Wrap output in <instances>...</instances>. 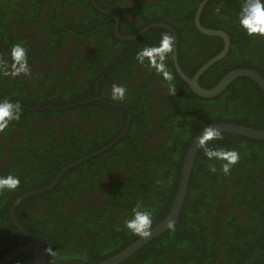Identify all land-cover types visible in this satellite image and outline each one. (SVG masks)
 <instances>
[{
  "label": "trees",
  "instance_id": "trees-1",
  "mask_svg": "<svg viewBox=\"0 0 264 264\" xmlns=\"http://www.w3.org/2000/svg\"><path fill=\"white\" fill-rule=\"evenodd\" d=\"M56 1L61 2H57L59 5L68 2V0ZM77 1L83 11V20L76 25L78 18L73 15L66 20L59 18L57 22L55 21L56 25L53 26L50 20H44V16L47 14L45 5L47 4L53 10L54 0H0V45L2 47L0 48V102L22 104L24 113L32 118L33 116H49L58 112L60 107L87 99L82 96L74 99L79 95V92L75 91L78 85L70 86L67 83L70 76L69 71L60 72L54 78L55 59H53L54 65L49 72L42 75L39 85L35 83L28 85L34 87V91L28 89L29 92L26 86H21L25 81V76L21 71H17V75L12 81L6 79L5 59L8 58L6 55L12 47L16 49L14 54L18 57L16 59L19 62L23 61L24 55L33 53L30 49H24V53L20 49L18 50L15 45L21 43L22 40L10 39L7 35V27L4 25L9 22V18L13 17V11L16 12V15L22 16L23 23L31 17L43 19L42 25H46L48 33L54 38H57L60 32L67 35L69 31H73L77 36L90 38L88 30L82 27L95 24L94 31L103 30V32L99 30L101 33L100 42L104 38H108L111 43L116 41L115 44L122 47L123 50L120 49L116 52L119 54L117 58L105 55L104 64L96 63V60L91 58L84 59L81 62L84 71L82 76L84 84H93V86L102 84L101 77L105 73L110 76V69L113 72L125 71L128 77H131L133 72L130 64L133 62V65L136 66L137 60L127 57L126 50L138 59L142 55L139 54L140 52H146V49H149L147 43H150L151 48L156 50L153 52L154 56H147L148 61L154 65L153 72L157 76L163 75V69L166 67L173 77L177 76L171 57L172 37L168 30L154 27L135 40L121 41L114 37L112 31L114 21L109 22L108 16L94 7L91 0ZM96 1L102 8L116 11L119 17L122 16L118 9L125 10L126 8L123 4L125 0ZM198 2L199 0H155L154 4L148 5L139 0L135 5H132L133 0H131L129 1L131 5L129 12L139 16V19L132 25L125 24L122 31L126 35H131L150 22L171 24L178 34L179 64L188 73L181 56L189 54L190 49L194 48L190 47V44L194 43V39L192 38L193 32H190L189 29L196 30L194 12ZM244 3L245 0L209 1V4H213L215 22H218L219 27L230 36L228 53L212 66L217 67L215 72L219 75L237 67L253 68L264 75V36L250 35L240 26L239 15ZM209 10L210 7L207 5L203 15ZM61 17L64 18L62 13ZM70 19L73 20L71 25L74 24L76 27L68 26ZM121 20L124 21L122 18ZM201 23L207 25L202 21V17ZM196 35L201 39L208 37L213 40L208 48L201 52L200 57L194 61V67L190 71L198 68L215 55L223 44L221 38L204 36L198 31H196ZM27 39H29L28 36L25 37V40ZM195 47H197L196 43ZM99 49L97 45L94 49L96 55L103 53V50ZM42 51L47 55L46 60L51 61L53 56L45 46ZM73 59L76 62L77 56H74ZM68 60L70 61V58ZM74 61L70 62L71 66L74 65ZM70 63H67V66ZM59 78L63 82L62 88L54 82V79L58 80ZM146 78L145 86L140 85L141 87L138 89L139 97L144 94L152 96L148 90L152 80L148 76ZM176 82L177 79L175 84ZM243 82H249L247 83L249 92L244 91L247 86L241 87ZM49 83H51L49 93L47 92L48 95L44 97L42 94L44 95ZM121 87L126 89L125 96L122 100H117L124 101L131 106L133 116L131 127L126 136L110 150L70 169L54 189L33 197V199L49 204L50 208L61 210L63 206L61 198L64 197L73 202L72 196L80 193L79 185L89 182L88 168L94 163L103 169L117 168L121 161L127 163L128 171L132 172L133 177L127 180L128 184L125 186L115 184V189L109 194L111 202L105 201L101 209L90 211L81 208L79 212H75L72 219L64 220L62 223H59V220L50 214L48 218L46 217L36 225L35 230L39 229L42 232L40 234L42 239L57 236V239L60 240L58 249L63 251V255L74 254V258L81 259L86 264H95L109 257L141 236L127 226V222L132 218L135 210L149 214L150 224L146 231L166 217L173 203V195L179 186L186 150L193 138L206 125L226 121L264 129V115H262L264 114V91L249 78H238L223 93L207 99L195 97L187 88L185 92L181 89L178 90L176 85L177 89L171 90L172 96L164 95V100L170 99L168 104L171 107V112L168 115L159 116L158 122V132L164 128L167 129L170 123L173 125V131L156 151L159 161L155 162V155L146 147L141 146L145 135L139 133L150 124L149 121H147L148 124H144L147 120V109L143 105L141 113L144 118L141 119L142 122L135 121L134 118H137V109L140 106L134 105L139 101H134L130 87H126L124 83L121 84ZM187 95L194 97L196 102H199L196 110H192ZM205 102L215 108L207 110V114H202L201 106L206 104ZM89 106H93L94 109L98 107L104 109L100 101H92L80 107L81 111L88 110ZM114 110L122 112L120 118L126 119L123 109L115 108ZM47 122L49 124H43L42 127H39L40 130H36L35 127L31 129L26 124H13L14 127H25V134L32 135L31 147L26 150H32V154L35 153L39 156L35 168L23 163L25 166L18 164L19 166L12 167L10 170L11 177H18L19 181L25 184L26 191L50 184L59 170L79 160L84 154H89L92 150L85 144L84 152H79L81 148L75 143L80 141L81 132L72 126L67 127V130L65 128V135L60 139L61 131L57 130V125L54 122ZM124 122L122 121V125H119L118 129L124 127ZM117 132L118 130L109 135L102 145L115 137ZM44 134L47 143L37 149L36 141L40 139L39 135L43 136ZM66 134L71 136H66ZM125 146L128 147L127 150H123ZM71 149L73 150L71 151ZM111 152L116 154H110ZM234 153L238 155V160L232 163L230 158ZM132 159L135 160L134 163H131ZM139 165L142 168L141 171L136 169V166ZM225 166L228 168L227 172L224 170ZM235 168H238V177L230 186V190L226 191L227 181ZM21 171L26 172L25 176ZM142 185L150 191L148 196L141 195ZM223 196L232 203L231 205L239 203L245 207L246 211H242L245 216L243 217V214L238 216L233 212L225 219V213L218 207L219 201L224 200ZM2 213L6 216L4 221L11 224L8 212ZM213 216L216 217L213 218ZM218 216L220 220H217ZM122 217L125 220H122ZM108 235L109 238H106ZM76 239H79L78 249L73 246V241ZM88 250H93L94 254V256L92 255L94 258L89 262L86 261ZM241 262L243 264H264V140L250 139L226 132L216 133L208 137L199 149L178 222L120 264H242Z\"/></svg>",
  "mask_w": 264,
  "mask_h": 264
},
{
  "label": "flooded vegetation",
  "instance_id": "flooded-vegetation-1",
  "mask_svg": "<svg viewBox=\"0 0 264 264\" xmlns=\"http://www.w3.org/2000/svg\"><path fill=\"white\" fill-rule=\"evenodd\" d=\"M129 1L131 0H125L123 2L124 6L126 7L125 10L118 9V11L122 16L119 17L116 11H111L104 7L102 8L99 6V3L96 0H91V3L94 5V7H96L102 13L108 16L109 22L114 21L112 31L114 33L115 38L121 41L135 40V39H120L119 36L125 38L131 37L152 23H164V22H150L145 26L140 27V29L134 34L126 35L122 31L123 26H125V24L132 25L137 19H139V16L133 15L129 12L131 7ZM138 1L139 0H133L132 5H135L136 2ZM209 1L210 0L205 1L199 15L200 23L202 17V21L204 22V24L205 23L207 24V25H203V23H201L202 27L210 31L225 32L222 28L219 27L218 22H215V18L213 14V10H214L213 4H209ZM57 2L58 1L54 0V4L52 6L54 8L53 10H51L47 4L45 5L47 14L44 16V20L46 21L50 20L53 26L56 25V22L59 18L62 20H66L67 18L73 17V15H76V17L78 18L76 21V25H78V23L81 20H83V11L80 8V4L77 0H68L67 3H62L60 5L57 4ZM142 2L144 4L151 5L154 4L155 0H142ZM202 2L203 0H199L195 8L194 17L198 6ZM207 5L208 7H210V10L208 13L203 15V11L205 10ZM61 13L63 14L64 18L61 17ZM121 18L124 21H122ZM42 20L43 19H40L39 17H37L36 19L31 17L25 20L23 23L22 16L16 15V12L13 11V17L9 18V22L7 21L8 22L7 24L5 23L4 26L7 27L8 37L14 40H22V42L15 45V47L18 50L20 49L21 51H23V53H24V49H30V51L33 52L30 55L27 56L24 55V58H22L23 61L19 62L16 59L18 57L15 56L14 54V51L16 49L12 47L11 51H9L8 54L6 55V57L8 58L5 59L7 66L6 67L7 71L5 73L6 79L12 81L15 75H17V71H21L25 76V81L21 86L22 87L26 86L27 90L31 89L34 91L35 88L28 85L32 83L39 85V83L42 81L41 80L42 75L45 73L47 74L50 68L55 64L54 78L60 72L64 73L66 71H69L70 76L67 83H69L70 86H75L76 84L78 85L75 91L79 92V95L75 96L74 99L78 98L79 96H82L87 99L81 101L78 100L72 105L60 107L58 109V112L51 114L49 116H33L32 118L30 117V115L27 116L28 115L27 113L26 114L24 113V110L22 108L23 105L18 103L22 109L19 120L9 121L7 123V126L4 127L2 130H0V155H1L0 185H8V182L9 184H11L13 177H11L10 170L12 169V167L19 166L18 164L25 166L23 163L25 164L27 163L29 167L35 168L37 160L39 161V156H37L35 153L32 154L33 153L32 150H28V151L26 150L31 147L32 143L30 142V140L32 138V135L25 134L24 132L25 127L22 128L14 127L13 124L15 123L26 124V126H29L31 129L35 127L36 130H40L39 127H42L43 124H49L47 121L54 122L57 125V130L61 131L59 133L60 139L63 138L65 135L66 132L65 128L67 130V127L72 126L78 132H81L80 141L75 143L79 148H81L79 152L80 153L84 152L83 149L85 147L83 146H85V144L92 148L89 154L86 153L81 158L88 157L91 153L100 151L98 154L91 157L93 158L116 146L120 142V140L126 136L133 121V116L130 108L131 106H129L124 101H120V100L118 101L117 99H113V85L121 86V84L123 83L125 84L126 87L131 88L132 90L131 94L134 95L133 96L134 101L135 102L139 101L137 104L134 105V106H140L137 109L138 116L137 118H134V120L138 122H142L141 119L144 118L143 114L141 113L143 109V105L147 109L148 115H147V120L144 122V124L145 123L148 124L147 121H149L150 124H148L149 126L145 130L139 132L141 135H145V138L141 141V146L146 147L147 149H149V151H151L155 155V160H156L155 162L159 161V156L157 155L156 151L160 148V146L163 143H165L167 137L171 135L173 131V125L170 123L167 129L164 128L162 131L158 132L159 116L168 115L171 112V107L168 104L170 99L164 100L165 97L164 95L172 96L171 90H173V88L177 89L176 88L177 85L178 90L181 89L182 91L185 92L187 88L188 91L192 92L195 97L203 98V99H207V98L201 97L192 91L191 86L184 80V78L179 73L178 69L175 67L173 58H172V63L175 72L177 73V76L173 77L166 67L163 69V75L159 74L157 76L152 70L154 65L150 61H148V57H147L148 55L154 56L153 52L156 51L155 49L151 48L150 43L146 44L147 47H149V49H146L147 50L146 52H140L139 54L142 55L138 59L131 52L126 50L127 57H131L134 60L135 59L137 60L136 66L133 65V62L130 64V68L132 69L133 72L131 77H128L125 71L113 72L112 69H110L109 70L111 72L110 76H108L107 73H105L103 77H101L102 84L99 83V85L97 86H93V84L88 85V83L84 84V81L82 80L84 71L81 67V62H83L84 59L91 58L93 60H96V63L104 64L105 55L108 56L111 55L112 57L117 58L119 54L116 52L122 49V47L116 45L115 44L116 41L111 43L108 40V38H104V40H101L102 42H100L99 36L101 35V33L99 32V30L102 29L94 31L93 27L96 26L95 24L82 27L88 30L90 38L77 36L74 34L73 31H69L67 35H63L60 32L58 34V37L54 38V36L48 33L49 30L47 29L46 25H42ZM72 21L73 20L68 22V26L76 27L74 24L71 25V23H73ZM164 24H169V23H164ZM194 26L196 30L192 28L189 29L190 32H193V34L192 33L190 34H192V38L194 39V43H191L190 47L193 46L194 48L190 49L189 54L186 53L181 56L182 62L184 63V67L186 68L188 73H186L183 70V68L180 66L178 60V54H177V63L180 71L190 77H193L195 73L199 69H201V67L207 64L216 55L220 54V52L224 48V39L222 38L221 35L205 33L200 29H198V27L195 25V22H194ZM158 28H164V27H158ZM164 29L168 30L171 33L169 29L167 28ZM35 31L36 33H34ZM196 31L202 33V35L204 36L221 38L223 44H222V48L215 55H213L210 59L206 60L198 68L190 71V69L194 67L193 64L194 61L200 57L201 52L205 51L208 48V45L211 44L212 43L211 41L213 40V39H209L208 37L201 39L199 36L196 35ZM11 35H15V36H11ZM226 35L229 37V44H230V36L227 33ZM27 36L29 39L25 40V37ZM58 38L60 39V41ZM177 38H178V34H177ZM195 43L197 44V47H195ZM97 45L99 46L100 51L103 50V53H98V55H96L94 52L95 51L94 49L96 48ZM44 46L46 47L47 51L53 56L51 61L46 60L47 55L42 51V48ZM0 48H2L1 45ZM171 51H172V44H171ZM228 51H229V47L226 54L228 53ZM226 54L221 59H223L226 56ZM74 56H77L76 62L73 59ZM68 58H70V61L68 60ZM53 59L56 60V63L53 62ZM221 59L217 60L212 65H210L198 77L197 83L201 88H206V89L212 88L219 82V80L227 72L237 68H242V67L232 68L219 75L217 72H215L217 67H212V66L218 63ZM73 61H74V65L71 66V63ZM67 63H70V65L67 66ZM146 76H148L152 80V83H150V85L148 86L149 93L152 96L144 94L142 97H139L138 89L141 87L140 85L145 86V81L147 79ZM176 79L177 82L175 84ZM237 79L238 78L234 79L232 82L236 81ZM54 82L58 87L62 88L63 82L61 78H59L58 80L54 79ZM247 83L249 82H243L241 84V87L247 86ZM230 84H228L221 93H223ZM16 85L19 86L18 84ZM49 87H51V83H49V85L46 86L45 89L46 91L44 90L45 92L44 95L42 94V96L45 97L46 95H48L47 92L49 91ZM244 91L249 92L248 86L247 88H245ZM187 97L188 99H190L189 104L192 105V110H196L199 106V102H196V99L192 96L187 95ZM192 98L194 101L192 100ZM92 101H100L104 109H100L99 107L94 109L93 106H89L87 107L88 110L81 111L80 107ZM205 103L206 104L201 106L202 114H207L206 113L207 110L211 108H215L210 103L208 102ZM115 108H121L123 109V111H125L126 113L125 120L120 118L122 112L115 111L114 110ZM122 121L123 122L125 121L124 127L118 129V126L122 125ZM117 130H118L117 135L113 137L111 140H109L106 144L102 145V143L105 140H107V137L112 133L116 132ZM66 136H71V135L66 134ZM39 138L40 139L36 141L37 149L43 146L44 143H47V138L45 134L43 136L39 135ZM132 145H134V143H132ZM127 148L128 147L125 146L123 147V150L124 149L127 150ZM72 150L73 149H71V151ZM110 154H116V153L111 152ZM91 158H88L87 160H85L80 164L87 162ZM132 162L134 163L135 160L132 159L131 163ZM75 166L77 165H74L73 167ZM238 168L232 170L231 176L227 181L228 187L226 188V191L230 190V186H232L234 180L236 179V177H238ZM136 169L139 171L142 170L140 165L136 166ZM61 170H59L56 173V176ZM21 172L23 176H25L26 172L25 171H21ZM67 172H65V174ZM88 174L90 175V178L88 179L89 182H87L84 185L83 184L79 185L78 188L80 190V193L78 195L75 194L74 196H72L73 202H71L69 199H66L64 197L61 198V202L63 204L61 210L58 209L55 210L53 208H50L49 204L45 203L44 201H38L37 199H33V197H37L38 195L43 194L47 191L21 198L26 194L37 191L44 187L26 191L25 184L20 182L18 187H16L14 190L5 189L3 191H0V216H1L0 217L1 219L0 220V261L4 257V255L11 249L19 245L31 242V238L25 235L20 230V228L15 224L14 221L15 218L21 228H23L26 232H28L30 235H32L37 241H39L42 244L44 250V259L42 264H72V263L86 264L84 261H81V259L74 258L73 257L74 254L68 253L63 255L62 254L63 251L58 249L59 247L58 244L60 240L57 239V236L50 237L47 239H42L40 237V234H42V232L39 229L35 230V228H37L36 227L37 224H40V221H43L46 217L48 218V215L50 214L51 216L59 220V223H62L64 222V220L72 219L75 212H79L81 208L90 211L91 210L98 211L99 209L102 208L105 201L111 202V198L109 194L115 189V184H121L125 186L128 184L127 180L133 177L132 172L128 171L127 163L122 161L118 164L117 168L110 167L108 169L106 168L103 169L100 165L94 163L93 166L88 168ZM64 175H62L61 179L63 178ZM55 187L56 185L52 189H54ZM149 192L150 191L144 188L142 185V187L140 188L141 195L148 196ZM176 193L173 195V201L176 196ZM222 198L224 200L221 202L219 201L218 207L219 210L225 213V217H224L225 219H227L229 217V214L233 212L238 214V216H240L243 214L242 211H246V208L241 206L239 203H237L236 205H231L232 203L228 199L224 198V196ZM6 211L8 212L11 224L4 221L6 216H4L2 212H6ZM244 216L245 214H243V217ZM214 217L216 216H213V218ZM121 219L125 220L124 217H122ZM217 220H220L219 216L217 217ZM106 238H109V235L106 236ZM78 240L79 239L73 241V246L75 249H78L79 247V246L77 247ZM218 244L220 245V243ZM92 251L93 250H88V256L86 260L88 262L89 260L94 258L93 257L94 254ZM228 255L229 254L227 253V256ZM35 258H36V253L34 250L21 251L11 256V258L6 262V264H32ZM235 261L237 262L238 260Z\"/></svg>",
  "mask_w": 264,
  "mask_h": 264
},
{
  "label": "water",
  "instance_id": "water-1",
  "mask_svg": "<svg viewBox=\"0 0 264 264\" xmlns=\"http://www.w3.org/2000/svg\"><path fill=\"white\" fill-rule=\"evenodd\" d=\"M205 1L206 0H203V2L197 8V11L194 17L195 25L198 27V29H200L201 31L205 33L221 35L222 38L224 39V48L220 52V54L216 55L207 64L201 67V69H199L193 77L185 75L179 69V66L177 63V40L178 38H177V33L175 29L171 25L164 24V23H152L131 37L125 38V37L119 36V38L120 39H136L137 37H139L141 34H143L145 31H147L151 27H164V28L169 29L172 34V58L174 60V65L178 69L179 73L184 78V80L191 86L192 91L201 97L212 98L218 95L226 88L228 84H230L234 79L239 78V77L249 78L250 80L255 82L264 91V76H262L256 70L250 69V68H237L234 70H230L212 88H208V89L201 88L199 84L197 83V79L201 75V73L204 70H206L210 65H212L214 62L221 59L226 54L228 47L230 45L229 37L226 35L225 32L210 31L202 27L199 21V15H200V12L202 10V7ZM222 132L237 134V135H241L243 137L255 139V140H264V129H258L255 127H250V126L242 125L239 123L226 122V121H221V122L212 123V124L207 125L193 138L192 142L187 148L184 161L182 164V170H181L177 193L172 203L171 209L169 213L166 215V217L159 223L155 224L151 229H149L147 231L148 233L147 235L139 236L138 238H136L134 241L129 243L127 246H125L118 252L110 255L107 258H104L96 262L95 264H120L121 262L129 258L131 255H133L135 252H137L141 247H143L149 241L160 236L161 234H163L165 231L170 229L174 224L178 222V217H179V214L181 212V209L183 207V204H184V201L187 195V188H188L191 172H192V169L195 163L196 156L199 152V149L202 147L203 143L207 140L208 137H210L213 134L222 133ZM99 152L100 151L91 153L88 157H84V158H81L77 161L70 163L57 174L56 178L53 180L51 184L37 191L26 194L25 196L21 198H24L26 196H30L33 194H37L40 192L49 191L55 185H57L62 175H64L65 172H67L70 168H72L74 165H78L84 162L85 160H87L88 158H91L92 156L98 154ZM14 221H15V224L20 228V230L25 235L31 238V242L19 245L11 249L10 251H8L4 255V257L1 259L0 264H6V262L11 258V256L21 251H26V250H34L36 253V258L32 264H42L43 259H44V250H43L42 244L39 241H37L32 235L26 232L23 228H21L15 218H14ZM72 264H82V263H72Z\"/></svg>",
  "mask_w": 264,
  "mask_h": 264
},
{
  "label": "clouds",
  "instance_id": "clouds-1",
  "mask_svg": "<svg viewBox=\"0 0 264 264\" xmlns=\"http://www.w3.org/2000/svg\"><path fill=\"white\" fill-rule=\"evenodd\" d=\"M239 24L250 35L264 36V0H245L239 15ZM125 92V88L113 85V99L122 100ZM21 112L22 109L18 103L0 102V130L6 127L9 121L19 120ZM230 159L232 163H235L238 160V155L234 153ZM224 170L228 171L227 166ZM19 183V178L13 177L11 184L0 185V191L14 190ZM149 224V214L140 210H135L132 218L127 222L128 228L140 235L148 234L146 229Z\"/></svg>",
  "mask_w": 264,
  "mask_h": 264
}]
</instances>
